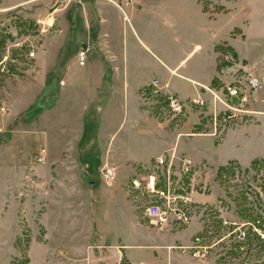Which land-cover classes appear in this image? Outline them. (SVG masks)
<instances>
[{
    "label": "rangeland",
    "instance_id": "rangeland-1",
    "mask_svg": "<svg viewBox=\"0 0 264 264\" xmlns=\"http://www.w3.org/2000/svg\"><path fill=\"white\" fill-rule=\"evenodd\" d=\"M212 31L227 39L215 46L218 70L225 79L216 78L210 87L221 91L229 83L237 84L251 96L255 113L234 118L219 115L220 107L202 85L199 87L206 94L185 100L178 96L184 101L178 112L168 105L167 93H156L150 87L142 94L149 112L144 124L152 127L149 135L141 138L146 142L148 159L133 165L119 161L117 147L110 145L111 132L121 125L117 117L115 122L105 123L93 111H86L84 123L68 127L61 123L58 108L44 117L45 109L59 104L63 68L73 61L79 64L82 48L88 49L84 66L98 64L104 74L97 97L83 100L80 105L86 107L89 100L102 110L106 104L117 107L124 99L127 75H120V68L127 71L129 66L143 79L166 76L165 66L160 65V69L151 65L152 54L142 41L156 44L161 56L174 54L181 58L197 44L206 49ZM233 39L237 40L241 59L230 43ZM127 54L131 57L128 65ZM134 57L141 65H136ZM197 59L189 63L191 68ZM253 79L262 84L256 92L249 88ZM45 81L53 87L44 89ZM155 81L159 80L152 83ZM197 98L206 104L193 103ZM15 105L19 116L13 119ZM17 125L37 131L36 137L14 143L32 152L33 162L38 163L36 157L45 151L37 135L46 129H51L52 143L57 148L53 150L55 166L60 165V151L65 153L64 159L79 160L84 200L68 198L59 205L62 217L50 219L52 228L58 224L62 230L60 235L53 229L52 238L66 243L65 250L31 251L30 241L37 227H29L26 219L21 222L23 234L13 249V219L0 218V264H116L110 249L124 243L129 224L133 232L139 228L145 232L149 243L159 241V253H163L158 257L164 263L264 264V237L251 227L246 238L240 240L232 234V227L223 224L224 219L247 222L264 234V176L260 175L264 159L255 160L248 168L236 161L218 166V160L228 155L225 151L229 150V142L239 140L243 133L253 142L247 144L258 140L264 144V0H133L131 7L120 0H0V145L12 146L11 130ZM65 130L72 135L62 138L60 134ZM240 147L244 149L246 144ZM243 149L240 153L244 155ZM110 151L113 153L109 155ZM14 153L0 157V163L14 161ZM166 153L190 158L194 164L191 173L181 174L178 163H174L171 180L177 191L188 192L191 197L196 193L202 197L213 195L216 200L211 203L192 198L185 209L186 222H174L165 233H158L146 215V208L158 199L148 184L155 177L156 189L164 187L168 169L158 166L157 157ZM105 165L117 172L113 184H107L101 176L100 168ZM169 233L174 236L167 241ZM101 255L105 258L97 260ZM120 263L125 264L123 260Z\"/></svg>",
    "mask_w": 264,
    "mask_h": 264
},
{
    "label": "crops",
    "instance_id": "crops-1",
    "mask_svg": "<svg viewBox=\"0 0 264 264\" xmlns=\"http://www.w3.org/2000/svg\"><path fill=\"white\" fill-rule=\"evenodd\" d=\"M120 1L124 2L126 7L127 5L131 7L133 0H130L131 2H129V0ZM116 5L123 10L118 2H116ZM199 6L203 13L200 4ZM226 39L215 36L214 31H212L210 45H208L206 49L203 48V45L202 47L197 44L188 55L181 58L174 54H165L161 56V54L159 55V53H157L156 44L152 43L151 45H146L141 40L153 55L149 57L152 63L151 65L160 69V65L165 66L167 69L166 76H163V79H143L142 76L135 73L133 74L129 66H127V71L126 69L123 70L124 68H120L119 74L124 76L127 75V89L123 90L122 96L124 99L118 102L117 107L106 104V106L102 108L103 112L100 107L91 103L89 100L86 107H81L80 103L83 100L97 97V93L103 86L101 76L104 74V69L102 66H98V64L86 67L80 66L73 61L70 65L63 68L64 73L59 78V104L45 109L44 117L53 109L58 108L61 114V123L65 124L66 127L72 124L78 125L79 123H84V113L86 111H93L97 114L96 116L101 117L102 122L105 123L111 121L115 122V119L118 118L117 120L121 122V125L118 129L114 128L111 132L112 139L110 143L111 147L113 145L117 147L115 148L116 158L121 162L127 163V165L146 163L149 151L147 150L146 142H142L141 138L145 135L148 136V132L152 131V127H147L144 124L146 118L149 116V112L146 103L142 99V94L147 89L149 90L150 87H152L154 91L155 88L152 82L157 79L159 80V84L161 83L160 87L163 88L162 92L174 93L184 100L192 99L199 94L205 93L199 85L210 87L215 84L216 78L224 81L225 78L222 75L223 73L218 70L215 46ZM236 42V39L230 41L232 47H234L241 59V54L238 53ZM200 47L202 48L201 50ZM48 54L51 56V52L45 54V59L49 57ZM197 56L198 59L194 63V68H191L189 63ZM130 58L131 57L127 54V65ZM134 59H136V65H141L137 57H134ZM95 67L96 70H94ZM113 69L115 70V68ZM122 70L123 74H121ZM46 81L44 89L47 90L49 89L48 86L51 84L48 85V81ZM51 87H53V85L50 86V89ZM18 110L16 105L12 106L13 119L18 118L19 115L16 114L19 112ZM9 119H11V117ZM120 129H122L121 132L116 135ZM36 132L37 131L31 130L29 127L17 125L11 130L13 138L12 146L5 144L0 145V157H3L5 154L11 156L9 153L11 151L15 152L13 155L14 161L10 160L6 163H0V218L6 220V218L8 219L11 217L13 219V226L15 228L14 237L11 241L13 249L15 242L23 234L21 222L26 219L29 227H37V230L33 229L32 234L34 236L31 237L29 246L31 251L42 248L49 251L65 250L67 249V246H65L66 243L52 238V236L55 235L52 232L53 229H56V233L60 235L62 230L60 226L58 227V224H56V228H52L50 219L53 217H62V214L58 212L60 203L67 202V200H69L68 198H83L84 179H82L79 173L82 168L76 157L71 158L73 156L71 151L68 153L71 159H64L62 157L64 152L60 151V165L58 166L57 164L55 166L57 160H55L56 158L53 150L56 151L55 149L57 148L53 146L52 143L51 129H46L37 135V137L42 140L45 151L39 154L36 160L42 156L45 159L43 163L33 162L34 155L32 152H29V150L20 145L15 147V140L20 142L21 140L23 141L36 137ZM122 132H125V134ZM63 133H65V136ZM63 133L62 135L60 134L62 138L72 135V132L68 130H65ZM120 134H122V136L119 138ZM243 135L245 136L244 133ZM244 136L239 140L235 138L229 142L230 147H227L229 150L225 151L228 152V155L218 160V166H225L231 161H236L241 167L248 168L255 160L264 159V144L258 140L255 142L256 144L250 145L252 140L249 139L248 141V138ZM248 142L250 143L247 144ZM132 143H135V146H139V148H134ZM244 143L246 144V148L243 149L240 146H243ZM222 145L223 144H221L219 148H221ZM242 149L246 151L244 153L245 157L240 153ZM112 153L110 151L109 155ZM101 168H103V166ZM101 168L100 170H102ZM116 179L117 172L113 183ZM119 183L118 185H120ZM192 198L194 201H208L211 203H214L216 200V198H213V195H205L202 197V195L197 193L193 194ZM74 201H76V199H74ZM131 212V206L129 204L127 206V218L129 219L131 218ZM36 219L38 222L33 221ZM173 236V233H169L166 235L165 240L170 241ZM160 246L157 240L155 244L149 243L148 236L140 228L133 232L129 224L127 227V238H125L123 244H116L110 249L113 252V255L110 257L116 258V261H118L116 264H121L120 262L122 260L125 264H169V262L164 263L161 257H158L160 253H163H159V251H161L159 250ZM104 258L105 257L101 255L97 260Z\"/></svg>",
    "mask_w": 264,
    "mask_h": 264
},
{
    "label": "built area",
    "instance_id": "built-area-1",
    "mask_svg": "<svg viewBox=\"0 0 264 264\" xmlns=\"http://www.w3.org/2000/svg\"><path fill=\"white\" fill-rule=\"evenodd\" d=\"M34 56L35 54L32 53L31 57ZM87 56L88 49L82 48L78 53L79 64L81 66L85 65ZM153 86L156 93H160L163 90L158 81H155ZM261 86L262 84L258 79H253L249 82V88L251 91L256 92ZM202 88L214 97L216 105L220 107L219 115L224 113L226 117L234 118L255 113L251 109V96L245 93L242 88L235 83L227 84L221 91L208 86H202ZM166 95L170 108L181 112L184 106V101L179 99L176 94L168 92ZM192 101L199 106H204L206 104L205 100L202 98H197ZM37 161L39 163H43L44 157H39ZM175 162L178 163V169L181 174H189L193 171L194 164L190 158H176L174 154H162L157 157V164L160 167L168 169V178L165 181L166 183L163 188L156 189L157 180L155 177H152L148 184V187L151 188L152 191L156 192L158 199L146 208V215L157 232H164L172 223H185L188 219L185 209L192 203V197L190 193L177 191L173 186L171 172ZM260 175L262 177L264 176V170L260 171ZM101 176L104 181L110 185L115 180L116 171L111 166L105 165L101 170ZM223 224L226 227H232V234L236 233L237 238L240 240H244L246 238L247 229H250L251 227L258 235L264 237V234L260 232L258 227L247 222L224 219Z\"/></svg>",
    "mask_w": 264,
    "mask_h": 264
}]
</instances>
